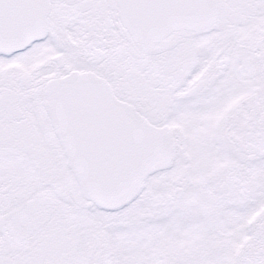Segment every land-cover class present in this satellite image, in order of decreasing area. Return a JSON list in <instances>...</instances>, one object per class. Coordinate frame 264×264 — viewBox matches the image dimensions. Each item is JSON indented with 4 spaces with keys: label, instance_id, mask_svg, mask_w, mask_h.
<instances>
[{
    "label": "flooded vegetation",
    "instance_id": "flooded-vegetation-1",
    "mask_svg": "<svg viewBox=\"0 0 264 264\" xmlns=\"http://www.w3.org/2000/svg\"><path fill=\"white\" fill-rule=\"evenodd\" d=\"M41 1L45 35L18 51L11 44L27 31L0 13V264H191L190 239L180 246L171 223L159 222L172 220L175 207L152 215L132 207L186 198L196 153L209 163L202 192L226 201L220 222L210 217L217 262L264 264V238H256L264 211L240 204L257 196L254 170L264 160V0H199L215 16L201 30L172 29L187 20L192 0ZM74 72L103 79L173 139L172 163L114 210L84 189L51 110V83ZM106 117L89 111L78 119V145L117 146L119 128ZM138 216L153 219L152 235Z\"/></svg>",
    "mask_w": 264,
    "mask_h": 264
},
{
    "label": "water",
    "instance_id": "water-1",
    "mask_svg": "<svg viewBox=\"0 0 264 264\" xmlns=\"http://www.w3.org/2000/svg\"><path fill=\"white\" fill-rule=\"evenodd\" d=\"M46 8L47 3L41 0H0V13L15 15L16 22H22L27 31L11 44L13 51L45 35ZM187 16L186 21L173 23L172 29L201 30L215 21L211 6L199 0H192ZM51 84V110L59 134L84 189L101 208L114 210L127 205L151 174L172 163L175 152L169 132L151 125L132 106L118 101L103 79L93 73L74 72ZM89 111L110 113L106 118L113 128H119L112 132L120 135L115 139L117 146L89 149L78 145L75 124Z\"/></svg>",
    "mask_w": 264,
    "mask_h": 264
},
{
    "label": "rangeland",
    "instance_id": "rangeland-1",
    "mask_svg": "<svg viewBox=\"0 0 264 264\" xmlns=\"http://www.w3.org/2000/svg\"><path fill=\"white\" fill-rule=\"evenodd\" d=\"M187 111L188 113H191V109H187ZM185 118L187 119V116ZM205 119L206 123H204L203 125L207 124L208 118H201V120ZM188 123L190 125L192 124L191 119H188ZM188 133L189 135L193 134L192 131H189ZM199 155L200 154L196 153V159L194 163V175H197L196 181L193 188H191L189 192H187V194L185 195L186 198H184L183 196L176 197L174 199L173 205L167 206L170 205L167 203L161 207L156 205L154 202L150 204L149 202H147V199L144 198V204L135 203L132 208H136V206L139 208L142 206L146 208L149 207V211L146 208L142 207L143 209L140 210V213L148 212L150 215H152L154 208H157L158 210L167 208L168 210L170 207H175V210H173L175 215L171 217L172 220L166 218L164 220L160 219L159 222L171 223L170 227L175 228V240L176 242H179L180 246L183 245V242L181 240H183L184 238L190 239L191 264H222L220 262H217V260L221 259L220 248L214 245V239H212L216 235L217 228L215 227L214 222L210 219V217H217V222L219 223V219L221 217V210L222 207L226 204V201L223 199H217L216 203V201H214V198L211 197L210 191H207L208 195L202 192L203 188L200 181V175L204 173V171H202V168L209 163H207L206 159L200 160L197 157ZM223 155L225 158L230 160L233 157L232 155H234V153L230 148L224 147ZM259 161L260 163L256 162L254 170L256 174L258 194L256 193L257 196H254L251 202H248L245 199H241L240 203L242 207H245V205H247L252 208H255L256 213L264 211V160ZM134 210L135 209H133L132 211ZM140 213L139 216L141 217ZM139 216L136 221L144 224V227L141 226L145 229L143 233L147 232L148 234L152 235L151 226L153 223V219L151 220V217H144L143 219ZM260 216H263V214H261ZM261 222H264V218L261 220ZM219 227L221 228V226ZM150 237L151 236H149V238ZM256 238H264L262 230L259 228L257 230ZM221 249L225 251L227 248L224 246ZM177 254L182 253L178 252ZM239 264L246 263L244 261H241Z\"/></svg>",
    "mask_w": 264,
    "mask_h": 264
}]
</instances>
